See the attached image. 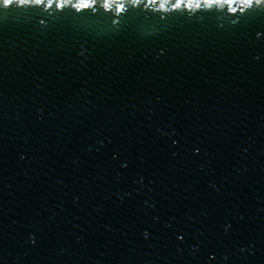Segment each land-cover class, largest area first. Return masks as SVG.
Wrapping results in <instances>:
<instances>
[{
	"label": "water",
	"instance_id": "95a60500",
	"mask_svg": "<svg viewBox=\"0 0 264 264\" xmlns=\"http://www.w3.org/2000/svg\"><path fill=\"white\" fill-rule=\"evenodd\" d=\"M0 264H264V0H0Z\"/></svg>",
	"mask_w": 264,
	"mask_h": 264
},
{
	"label": "snow or ice",
	"instance_id": "6c2138e0",
	"mask_svg": "<svg viewBox=\"0 0 264 264\" xmlns=\"http://www.w3.org/2000/svg\"><path fill=\"white\" fill-rule=\"evenodd\" d=\"M4 2H5L6 4H11V3H12V0H4Z\"/></svg>",
	"mask_w": 264,
	"mask_h": 264
}]
</instances>
